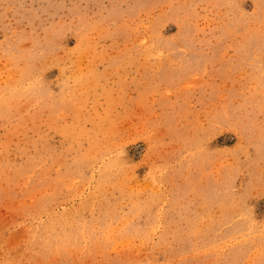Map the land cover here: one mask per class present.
Here are the masks:
<instances>
[{"label": "rangeland", "instance_id": "rangeland-1", "mask_svg": "<svg viewBox=\"0 0 264 264\" xmlns=\"http://www.w3.org/2000/svg\"><path fill=\"white\" fill-rule=\"evenodd\" d=\"M0 264H264V0H0Z\"/></svg>", "mask_w": 264, "mask_h": 264}]
</instances>
